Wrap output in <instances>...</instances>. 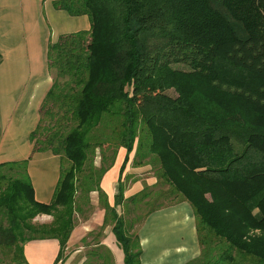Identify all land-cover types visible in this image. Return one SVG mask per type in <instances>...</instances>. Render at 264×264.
<instances>
[{
    "label": "trees",
    "instance_id": "trees-1",
    "mask_svg": "<svg viewBox=\"0 0 264 264\" xmlns=\"http://www.w3.org/2000/svg\"><path fill=\"white\" fill-rule=\"evenodd\" d=\"M54 5L91 23L50 43L53 85L31 133L33 152L60 156V179L51 202L42 203L29 158L0 164V250L29 264V241L57 239L54 264L64 263L76 215L97 191L103 227L112 222L125 264H142V246L118 207L149 206L141 224L182 201L193 209L201 246L187 264H264V0ZM121 149L111 205L101 183ZM133 152L132 164L151 165L157 183L126 197ZM42 214L53 220L36 223ZM96 245L89 252L96 261L87 264H115L111 250Z\"/></svg>",
    "mask_w": 264,
    "mask_h": 264
},
{
    "label": "crops",
    "instance_id": "crops-1",
    "mask_svg": "<svg viewBox=\"0 0 264 264\" xmlns=\"http://www.w3.org/2000/svg\"><path fill=\"white\" fill-rule=\"evenodd\" d=\"M55 1L0 0V164L29 158L28 172L35 198L42 203L53 199L61 174L60 156L50 151L33 152L31 141V133L40 121L42 103L53 85L49 45L62 34L91 27L87 15L72 16L56 8ZM124 151L120 150L115 165L105 173L101 183L111 205L118 193ZM140 190L130 189L125 196ZM76 216L68 247L89 244L86 239L91 241L97 237L91 244H104L111 250L115 264H125V254L113 232L112 222L103 227L104 209L98 207ZM36 219L40 223L53 220L47 214ZM96 229L102 234L94 235ZM137 232L142 264H187L201 253L195 215L186 201L150 213ZM24 251L29 264H54L60 243L57 239H36L29 241Z\"/></svg>",
    "mask_w": 264,
    "mask_h": 264
},
{
    "label": "rangeland",
    "instance_id": "rangeland-1",
    "mask_svg": "<svg viewBox=\"0 0 264 264\" xmlns=\"http://www.w3.org/2000/svg\"><path fill=\"white\" fill-rule=\"evenodd\" d=\"M170 93L175 94L174 91H170ZM124 152H126V150ZM100 153L101 152L98 149L95 158V164L97 165V167H101L102 164V158ZM133 157L134 152L131 155V160L128 163L126 171L123 175L124 184L126 187L125 192L130 189L135 190L138 188H141L142 190L146 186L154 187V184L157 183V178L155 176L156 174L153 167L151 165L136 167L132 164ZM92 193L91 196H93L94 203H92L93 201L91 197V203L84 206V213L81 214L82 216L87 213H90L91 211H94V209L98 207H101L99 203V193L97 191H94ZM130 207V211H125L124 207L121 205L118 207V211L120 212V214H123L125 218L131 222V224H133V227H131L130 229L132 230V232H134L137 231V228L140 225V221L149 211L150 207L145 205H142L136 209H134L132 206ZM35 222L40 223V221H37V219H35ZM98 232H101L100 229H96L93 234L95 235ZM96 236H99V234ZM96 239L92 238L91 241H88V239H86L89 244H76L72 247H68L65 251L67 259L62 264H87L90 260L95 262L96 260L89 255V252L91 249L96 248V244H91V242H94V240ZM0 264H16L12 259L11 252H9L7 249L0 250Z\"/></svg>",
    "mask_w": 264,
    "mask_h": 264
}]
</instances>
